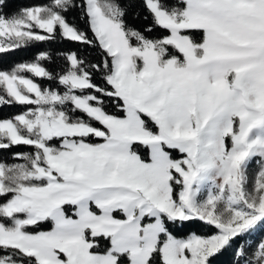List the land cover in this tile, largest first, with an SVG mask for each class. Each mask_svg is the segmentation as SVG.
Returning a JSON list of instances; mask_svg holds the SVG:
<instances>
[{
    "label": "snow or ice",
    "instance_id": "1",
    "mask_svg": "<svg viewBox=\"0 0 264 264\" xmlns=\"http://www.w3.org/2000/svg\"><path fill=\"white\" fill-rule=\"evenodd\" d=\"M10 8L0 264H264V0Z\"/></svg>",
    "mask_w": 264,
    "mask_h": 264
},
{
    "label": "trees",
    "instance_id": "2",
    "mask_svg": "<svg viewBox=\"0 0 264 264\" xmlns=\"http://www.w3.org/2000/svg\"><path fill=\"white\" fill-rule=\"evenodd\" d=\"M9 2L11 4V8L9 9V11L14 12V11H16L22 7L31 6L33 4H46V3H48V0H9ZM52 47H56V48H61V47L78 48V47H82V46L79 44L70 43V42H64L63 45H60V44L52 45L48 42H36L27 49L17 50L16 52L9 53V54H0V57H4L5 58L4 59L5 64L10 65V64H13L15 62H21V61L33 59L35 54L38 51H43L46 49H50ZM36 80L38 83H42V84L44 83V81H42L40 78H36ZM97 83H103V81L98 78ZM23 107H27V106H19V105L4 106V107L0 108V115L7 116L10 114H16ZM30 150L31 149L28 146H19V147H14L10 151L17 152V151H30ZM174 155H175V153H174ZM44 227L47 228L48 226L45 225ZM227 259H228L227 254L225 256L221 257L222 264H226Z\"/></svg>",
    "mask_w": 264,
    "mask_h": 264
},
{
    "label": "rangeland",
    "instance_id": "3",
    "mask_svg": "<svg viewBox=\"0 0 264 264\" xmlns=\"http://www.w3.org/2000/svg\"><path fill=\"white\" fill-rule=\"evenodd\" d=\"M255 169H256L255 163H253L252 165H250V171H254Z\"/></svg>",
    "mask_w": 264,
    "mask_h": 264
}]
</instances>
